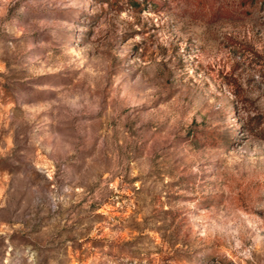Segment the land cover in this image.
<instances>
[{
	"label": "rangeland",
	"instance_id": "374dc122",
	"mask_svg": "<svg viewBox=\"0 0 264 264\" xmlns=\"http://www.w3.org/2000/svg\"><path fill=\"white\" fill-rule=\"evenodd\" d=\"M0 0V264H264V0Z\"/></svg>",
	"mask_w": 264,
	"mask_h": 264
},
{
	"label": "trees",
	"instance_id": "16d2710c",
	"mask_svg": "<svg viewBox=\"0 0 264 264\" xmlns=\"http://www.w3.org/2000/svg\"><path fill=\"white\" fill-rule=\"evenodd\" d=\"M127 1L131 3V5L134 7L140 6V1H137V0H127ZM143 2H147V0H143Z\"/></svg>",
	"mask_w": 264,
	"mask_h": 264
}]
</instances>
